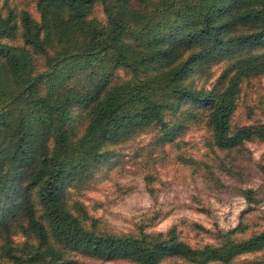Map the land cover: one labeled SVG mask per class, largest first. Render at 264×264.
Instances as JSON below:
<instances>
[{
    "label": "trees",
    "instance_id": "16d2710c",
    "mask_svg": "<svg viewBox=\"0 0 264 264\" xmlns=\"http://www.w3.org/2000/svg\"><path fill=\"white\" fill-rule=\"evenodd\" d=\"M98 3L106 22L90 18ZM37 10L39 20L21 12L22 45L8 42L19 35L15 16L0 13L1 255L13 264H76L71 253L138 264L171 257L264 264V256L237 261L264 250V230L194 247L175 229L140 236L96 231L66 200L68 188L93 173L106 145L149 127L157 128L161 143L175 141L182 124L166 114L191 99L208 111L215 146L233 149L252 139L257 131L233 126L232 117L244 76L264 72V0H38ZM36 56L44 58L41 71ZM234 57L223 88L185 83L196 66ZM116 67L131 74L110 85ZM77 78L83 89L69 84ZM88 105L87 127L76 136L68 126L71 108ZM17 232L27 240L14 244Z\"/></svg>",
    "mask_w": 264,
    "mask_h": 264
},
{
    "label": "rangeland",
    "instance_id": "374dc122",
    "mask_svg": "<svg viewBox=\"0 0 264 264\" xmlns=\"http://www.w3.org/2000/svg\"><path fill=\"white\" fill-rule=\"evenodd\" d=\"M37 1L0 0V13L14 15L18 24L19 35L9 43L23 44L21 12L28 11L39 20ZM90 18L106 22L100 3L93 7ZM260 49L264 53V48ZM43 59L36 56L39 71L44 69ZM236 62L234 57L198 65L185 83L198 90L221 89L227 82L222 75ZM130 74L127 68H113L110 85L122 83ZM69 84L77 89L86 85L79 78ZM237 103L233 126L257 131L243 145L233 149L215 146L204 117L208 112L204 104L188 100L181 110L166 114L168 122L182 124L175 141L161 143L157 128L149 127L127 141L103 147L93 173L68 188V208L96 231L140 236L175 229L181 240L194 247L217 245L229 237L244 239L264 230V72L244 76ZM91 106L71 108L68 126L74 135L85 131ZM32 199L42 214L35 190ZM11 238L14 244L27 240L21 232L12 233ZM4 242L0 232V252ZM70 256L76 264H138L80 253ZM262 256L264 250L241 255L237 261ZM0 264L13 263L0 253ZM160 264L194 263L171 257Z\"/></svg>",
    "mask_w": 264,
    "mask_h": 264
}]
</instances>
